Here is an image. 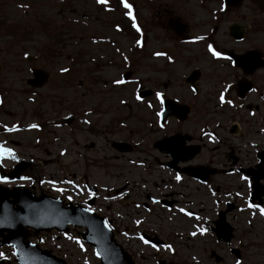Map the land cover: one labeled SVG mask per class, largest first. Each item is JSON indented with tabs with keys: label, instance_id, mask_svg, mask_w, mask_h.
Segmentation results:
<instances>
[{
	"label": "rangeland",
	"instance_id": "1",
	"mask_svg": "<svg viewBox=\"0 0 264 264\" xmlns=\"http://www.w3.org/2000/svg\"><path fill=\"white\" fill-rule=\"evenodd\" d=\"M116 17L96 0H0V146L14 154V158L0 159V177L24 160V171L14 184L32 187L35 194L83 204L89 197L87 188L95 187V211L111 221L117 238L135 255L137 264H155L161 258L173 259V254L176 263L215 264L212 251L227 263L222 248L212 243L208 233L190 235L202 227L208 217L205 213L211 212L214 185L184 181L185 203L177 199L176 190H167L171 199H177L171 210L175 215L157 209L147 212L142 206L148 203L146 193L164 195L168 172L154 173L151 159L157 155L149 148L148 131L157 129L155 118L136 99L132 81L122 86L115 82L127 70L104 44L118 31L113 29ZM109 50L108 58L116 60L112 65L104 59ZM32 68L49 75L36 92L25 84ZM65 68L68 71L62 72ZM160 134L158 131L155 137ZM112 141L127 142L134 148L131 153H119L110 147ZM238 183L234 182L235 196L245 189ZM241 197L245 199L244 194ZM137 221L138 230H148L151 222L165 229V235L170 232L172 251L140 245L134 233ZM121 230L127 234L122 236ZM38 236L42 249L67 264H98L92 248L76 230ZM29 240L36 242L33 236ZM234 241L243 245L249 264H264V217L254 215L249 227L240 223ZM0 253L5 264H14L11 248L1 247Z\"/></svg>",
	"mask_w": 264,
	"mask_h": 264
},
{
	"label": "flooded vegetation",
	"instance_id": "2",
	"mask_svg": "<svg viewBox=\"0 0 264 264\" xmlns=\"http://www.w3.org/2000/svg\"><path fill=\"white\" fill-rule=\"evenodd\" d=\"M125 3L129 9L122 6L121 0L104 3L109 13L117 15L113 29L118 30L104 44L127 66L128 80L119 85L132 81L135 96L140 97L150 117L155 118L157 129L148 131L149 148L157 155L151 159L154 173L156 170L168 172V179L160 180L165 181L163 186L167 188L164 195L154 197L146 193L148 203L142 206L147 212L157 209L164 210L168 216L175 215L171 210L176 207L177 199L184 202V181L205 187L214 185L211 212L205 213L208 217L203 219L202 227L207 229L212 243L222 248L221 255L225 254L228 259L225 263L214 251L210 252V258L215 264H229V261L249 264L243 245H235L234 237L240 223L244 221L251 226V218L260 217L259 209L264 208V0H125ZM208 44L230 59H211ZM110 52L104 54V59L111 57ZM124 57L128 59L124 61ZM106 61L110 65L116 62L109 58ZM29 71L25 84L36 92L41 88L28 83L40 69ZM226 86L230 87L225 92L226 103L222 105L219 93ZM157 91L163 94L170 111L159 122ZM158 131L161 134L155 137ZM163 139H169L166 145L156 146ZM196 149L192 159L185 162L183 159ZM187 168L210 171L199 182L183 173ZM234 182L244 184L242 194H233ZM172 189L180 198L169 197L166 191ZM243 194L245 199L241 197ZM249 204L253 207L249 208ZM222 219L233 232L227 243L219 242L215 233L222 228ZM147 225L148 230H138L139 223L135 225L134 233L140 245L156 250L171 243L170 232L167 236L165 229H158V225L154 227L151 222ZM141 238L149 244H144ZM173 255V259L161 258L155 264H182L174 262ZM130 256L137 264L135 255L130 253ZM154 257L152 254V260Z\"/></svg>",
	"mask_w": 264,
	"mask_h": 264
},
{
	"label": "water",
	"instance_id": "3",
	"mask_svg": "<svg viewBox=\"0 0 264 264\" xmlns=\"http://www.w3.org/2000/svg\"><path fill=\"white\" fill-rule=\"evenodd\" d=\"M47 75L37 71L34 73V86H41ZM168 103H165L163 117L168 116ZM169 139H163L156 146H165ZM112 147L119 152H128L130 148L124 143H112ZM164 152V151H163ZM195 152V151H194ZM188 155L183 160L191 158ZM24 169L21 162L14 167L16 174ZM208 169H183L187 175L205 179L209 174ZM93 192V190H92ZM94 205V198L86 203V207L63 203L60 199L45 195L38 197L31 194L24 187H15L11 190L0 187V247H13L16 264H66L62 259L55 257L50 251L41 250L38 244L28 241L29 230L34 236L40 232L57 231L68 233L69 227L84 229L81 234L82 241L93 247L99 257V264H133L130 256L116 244L109 227H105L104 218L96 215L90 208ZM85 208L90 211H84ZM222 224H225L221 220ZM220 237L229 240L231 229L218 231ZM40 240L38 239V242ZM0 264H5L0 261Z\"/></svg>",
	"mask_w": 264,
	"mask_h": 264
},
{
	"label": "snow or ice",
	"instance_id": "4",
	"mask_svg": "<svg viewBox=\"0 0 264 264\" xmlns=\"http://www.w3.org/2000/svg\"><path fill=\"white\" fill-rule=\"evenodd\" d=\"M105 2H106V0H96V3H97V4H104ZM121 4H122V6H123L125 9H129V5H128L127 3H125V0H121ZM24 7H26V6H24ZM129 18L131 19V13H130V11H129ZM133 27L135 28L136 25L133 24ZM136 30L139 31L138 28H137ZM197 39H200V38L198 37ZM136 43H137V45L139 46L140 41L137 40ZM207 52L210 54V57H211V59H213V60H226V61H228V60L230 59L228 56H225V55H223L221 52H219L218 50L214 49V47H213L212 44H208V46H207ZM158 55H159V54H158ZM61 71H62V72H66V71H68V69L65 68V69H62ZM115 82H116L117 84H122V83H124V81H122V80H117V81H115ZM229 87H230V86H226V87L224 88V91H222V92L219 93V101H220V103H221L222 105L226 103V100H225V92L228 91ZM155 98H156V101L160 104V111H157V112H156V117L158 118V122H159V118H161L162 113H163V111H164L165 100L163 99V94H162L161 92H159V91H157V92L155 93ZM136 99L139 100L140 97L137 96ZM149 107H152V105H149ZM87 122H88V121H85V123H87ZM159 126H160L161 128L164 127L163 123H160ZM30 127L35 128L36 125H31ZM6 130H7V129H6ZM13 130H15V129H13ZM209 135H210V134H209ZM9 157L14 158V154L12 153L11 149H9V148H5V147H3V146H0V159L9 158ZM21 179H25V178H24V177H21ZM176 179H177V181H179V180H180V177L177 176ZM241 179H246V178H245V177H241ZM7 182H8V179H7L6 177H0V184H4V183H7ZM55 190H56L57 192L61 191V189H59V188H57V189H55ZM69 200H71V197H69ZM248 207H249V208H252L253 205L249 204ZM84 211L87 212V211H90V209L85 208ZM182 211H183V210H182ZM259 213H260V215H261L262 217H264V208H260V209H259ZM184 214H185V215H190V214L187 213V212H185ZM137 223H139V221H137ZM0 226H3V225H0ZM105 227H106V228L108 227L107 223H105ZM206 231H207L206 228L201 227V228H199V229L197 230V232H192V233H190V235H192V236H196L197 234H199L200 236H204V235L206 234ZM141 240H142V242H143L144 244H146V245L149 244V241H147L146 239L141 238ZM76 243L79 244L80 242H79V241H76ZM151 247L155 248L156 246H155V245H151ZM163 247L166 248L168 251H172V248H171V246H169V245H164ZM3 255H4V254L0 253V258H2ZM13 255H16V254L13 253ZM236 264H241V262H240V261H236Z\"/></svg>",
	"mask_w": 264,
	"mask_h": 264
}]
</instances>
